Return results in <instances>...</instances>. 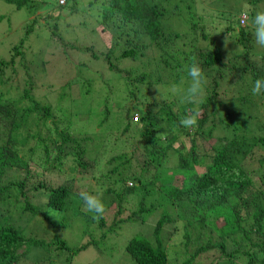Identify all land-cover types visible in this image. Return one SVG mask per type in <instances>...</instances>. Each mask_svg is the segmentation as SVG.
I'll list each match as a JSON object with an SVG mask.
<instances>
[{"label": "trees", "instance_id": "trees-1", "mask_svg": "<svg viewBox=\"0 0 264 264\" xmlns=\"http://www.w3.org/2000/svg\"><path fill=\"white\" fill-rule=\"evenodd\" d=\"M3 1L18 10L28 8L31 15L23 20L25 36L12 48L15 54L10 60L0 58V85L12 81L6 79V72H16L15 60L18 55L23 57L21 48L33 33L40 37L39 33L48 31L49 43L57 38L55 41L63 42L65 48L76 47L61 35L56 22L75 13L77 6L57 12L45 8L46 0ZM219 1L105 0L97 7L91 3L99 17L95 31L104 49L98 50L92 43L82 50L102 59L130 89V100L115 118L118 126L101 127L110 121L109 107L103 106L107 113L99 123L103 133L96 136L98 142L86 127L74 129L73 120L81 122V116L86 118L93 112L83 99H69L70 112H66L62 106L37 100L27 87L10 84L9 90L0 88V264H30L28 254L33 248L51 245L66 252V260L72 263L73 257L90 245L99 248V242L121 224L145 222L159 209L153 235L129 239V264H175L178 253L168 247L166 230L175 232V238L180 232L179 238H184L185 264H198L203 254L212 263L218 259L221 264H264V133L252 139L245 134L254 116L245 104L254 103L249 94L233 95L230 106L219 100L222 89L247 76L252 82L264 78V52L257 51L251 29L241 24L239 17L247 10L254 12L262 0H248L245 4L250 8L243 6L236 11L232 8L243 0H233L228 6L232 10L209 13ZM66 3L59 1L60 5ZM222 20L228 28L219 33ZM176 23L189 30L180 32ZM224 38L235 51L228 58ZM115 57L121 64L123 60L130 64L120 65ZM193 61L208 77L203 103L185 104L170 93L171 101L151 96L154 89L168 92V85L186 86L184 66ZM71 62L75 69L80 67L74 60L67 64ZM238 74L240 79H231ZM85 83L86 79L71 82L67 90H80ZM141 88L148 93L146 101L135 91ZM236 100L245 106L240 111L233 110L239 106ZM193 107L200 111L198 126L186 129L180 120ZM215 130L220 132L217 142L201 153L199 138H213ZM255 147L260 149L255 152ZM171 154L174 162L169 159ZM250 159L258 165L251 168ZM63 164L73 167L67 170L66 179V171L61 175L50 172ZM178 176L183 177L180 184L176 182ZM87 177L96 180L98 186L92 189L90 183H77ZM82 190L95 195L102 191L110 199L106 207L114 210V218L100 240L93 236L75 247L58 233L64 227L55 215L68 213L71 208L89 228L95 220L83 209L78 195ZM130 198L136 199V207L124 216ZM15 212H21L18 220ZM99 221L102 229L108 225L106 216ZM195 222L202 228L197 239L191 229ZM228 240L233 244L231 249ZM192 246L195 250L189 252Z\"/></svg>", "mask_w": 264, "mask_h": 264}, {"label": "rangeland", "instance_id": "rangeland-1", "mask_svg": "<svg viewBox=\"0 0 264 264\" xmlns=\"http://www.w3.org/2000/svg\"><path fill=\"white\" fill-rule=\"evenodd\" d=\"M59 1L65 0H46L47 4L45 8L61 12L70 10L73 6H77V11L75 13L63 15V17H60L56 22L59 25L61 35H64V37L70 42L75 43L76 47L65 48V44L63 42L55 41L57 38H54L53 44L51 42L49 43L51 37L48 31H42L39 33L40 37L37 33H33L29 38V43H26V45H23L21 48V51H23L24 54L23 57L18 55L15 60L16 72H13L11 69H8L6 72V79L9 77L12 81L8 84H1L0 88L2 90L8 88L9 90L11 85H19L21 86V89L27 87V89H31V94L37 100L43 103H51L54 106H62V109L66 112H70V109L67 106L69 99H83V104L86 103V106L89 105L88 108L92 109L93 112L86 118L81 116V122L77 119L73 120L75 126L74 129L78 130L83 126L86 127L87 132L95 138L96 142H98L96 136H101L103 133L101 132L102 129L100 128L99 123L105 119L107 113L105 110L102 111L103 106L105 105V107H109L110 121L101 127L108 128L109 126H118L115 118L118 111L122 107H125L130 100V89L117 73L113 71L110 72L108 70L107 64L102 59H94L82 50L85 45H91L92 43L97 44L98 50L104 49L103 44L100 43V36L98 32L95 31L96 25L99 23V17L95 16L97 14L96 8L95 6H92L91 3L97 7V4H102L105 0H67L68 3L65 5H60ZM199 1L200 0H198V3ZM247 2L248 0H243L232 9L236 11V9L243 6L245 9H248L250 7L245 4ZM233 4V0H221L217 4L216 9H209V13H211V11L218 12L222 8L230 9L228 6H232ZM28 10V8L18 10L13 4L0 0V15H4V17L0 19V58L10 60L11 56L15 54V52L12 51V48H14V46L25 36L22 24L24 23L23 20H28L26 17L31 15ZM42 10V13L46 12L45 9ZM260 10H264V0L259 3L254 12L247 10V13L249 17H252L256 11ZM39 13L40 12L37 11L36 15H39ZM209 20L210 22H213V17ZM199 22L203 23V20H200ZM214 25L215 27L217 26L216 23ZM177 28L180 32L189 30V28H186L185 25L180 28L178 25ZM227 28L228 24L222 20L219 25V33L221 31H225ZM218 39L221 40L220 35H218ZM224 46L226 58L235 53V51L232 50L233 48L228 39L224 38ZM257 51L263 53L264 49H259L257 47ZM70 60H74V62L80 64L78 65L80 67H76L75 69V64L73 62L67 64ZM116 60L120 63V65L130 64V61L127 60H123L122 64L119 59L116 58ZM40 72L41 74H39ZM38 74L41 75V77H39ZM240 77L241 75L238 74L237 76H232L231 79L236 80L238 78L240 79ZM81 79H86V83L80 89L81 91L75 87H72L70 91L67 90L70 88L71 82L74 83ZM251 86L252 81L250 76H247L246 80L239 81L234 85H229L227 88L222 89L221 95L219 96V100L224 101L228 104V106H230V104H234L233 95L236 96L239 93L242 95L249 94V97H251L253 102L257 103H245L248 104L250 112L254 114L253 119L250 120L249 125L245 129V134L250 139L260 133H264V95L253 96L251 94ZM169 87L170 86L168 85L166 88L169 89ZM64 91L69 93L67 95L60 94ZM78 91L81 96L77 93ZM135 91L141 100L146 101L149 99L148 93H145L146 91H143L142 88L141 90L137 89ZM76 94L79 96H75ZM166 94L168 97L167 100L171 101L172 98L169 93L163 88L160 89L159 100H161V98L165 99L164 97ZM158 95L159 90L154 89L151 91L152 97H157ZM237 103L239 105L237 107L239 110L236 108L233 109L234 111H240L242 110V107H245L244 105H241L238 100H236L235 104ZM234 118H236V116H234ZM211 123L212 121L210 119L209 124ZM214 134L213 138L207 137L208 140H201L199 138V142L202 146L201 153L209 151L211 144H213V142H217V135H219L220 132L215 130ZM186 144L188 145L189 142ZM259 149L260 148L255 147V152ZM169 159L172 160V162L176 160L173 154L169 156ZM249 164L250 167L253 168L255 165H258V162L255 159H250ZM72 168V166L68 167L67 164H63L62 166L58 165L55 170L49 171L51 173H55L56 175H61L66 171L63 177L66 179L68 174L67 170L71 171ZM198 169L200 171L203 170V168L200 167H198ZM39 170L41 173L45 172L44 167H39ZM176 178V182L180 184L181 178L183 177L178 176ZM77 183L80 185L82 183H90L92 189L98 186L96 180H91L88 177L79 179ZM98 196L108 207L110 199L104 197L102 191L98 192ZM43 200V198L40 199L41 202ZM130 200L131 201L126 204L127 210L124 212V216H128L129 209L133 210V208L136 207V199L133 200L130 198ZM69 210L70 211L65 214H56L55 218H58L59 225L62 223V227H64V229L61 228L58 233H60V235L67 240L71 246L75 247L89 242L93 236L100 240L102 238V233L109 225H111L114 218V210L109 207L107 208L106 213V221L108 222V225L102 229L100 228V221H95L88 228L83 223L82 217L76 215L75 210L71 208ZM176 210H178L177 207ZM20 214L21 212H15L14 216L17 220ZM159 217L160 209L156 213L149 216L145 222L140 220L137 222H127L126 224H121L115 232L108 233L105 240L99 242V248L90 245L87 249L80 251L76 256H74L72 263L66 260L68 254L57 249L56 245L40 249L33 248V250L28 254L29 263L47 264L45 261L50 260L52 264H129L128 260L130 261V257L126 251V245L129 242V239L138 235L152 236L156 221ZM196 218L197 216L194 219L196 220ZM185 219H189V216L185 217ZM191 229L194 232L192 237L197 239V237L200 236L202 228L197 227V223L195 222V226ZM213 234L216 235L215 232ZM171 235L172 239H169ZM174 236H176L175 232L170 234L168 230H166L164 235L168 247L178 253V260L174 263L185 264L186 256L184 255L185 253L182 245L184 238L182 236L179 238L180 232H178L176 238ZM204 239L207 240V237H204ZM227 245L230 249L233 247V244L229 240L227 241ZM194 250L195 246H192L189 249V252H194ZM209 255L213 254L209 253ZM222 262L223 261L215 259L212 263L211 258L205 254H203L198 260V264H221Z\"/></svg>", "mask_w": 264, "mask_h": 264}, {"label": "clouds", "instance_id": "clouds-1", "mask_svg": "<svg viewBox=\"0 0 264 264\" xmlns=\"http://www.w3.org/2000/svg\"><path fill=\"white\" fill-rule=\"evenodd\" d=\"M64 3V1H60ZM241 24L251 29V34L255 44L259 49H264V10L256 11L254 16L249 17L247 12L240 16ZM250 59H253L250 57ZM184 71L187 72L188 83L186 86L173 84L169 87L168 93L174 97H178L181 102L193 106H198L203 103L204 93L208 85V77L203 67L193 61L191 64L184 66ZM159 89V88H157ZM251 94L253 96L264 95V78H257L252 82ZM160 97L159 95L157 99ZM167 100V94L165 95ZM200 111L198 107H193L189 113L180 120V125L186 129H192L198 126ZM83 201V209L92 214L95 221H99L106 216L107 207L103 200L95 194L88 191H80L78 193Z\"/></svg>", "mask_w": 264, "mask_h": 264}]
</instances>
